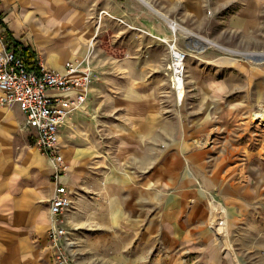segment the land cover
I'll list each match as a JSON object with an SVG mask.
<instances>
[{
    "label": "crops",
    "instance_id": "obj_1",
    "mask_svg": "<svg viewBox=\"0 0 264 264\" xmlns=\"http://www.w3.org/2000/svg\"><path fill=\"white\" fill-rule=\"evenodd\" d=\"M34 5L32 0L0 1L2 41L17 39L28 45L35 62L47 67L64 70L66 61L76 59L89 66L93 81L87 99L92 97L96 101L92 106H98L99 112L103 106L106 113L94 122L92 131H80L75 109L60 131V150L69 165L62 180L73 201L63 223L67 229L76 228L70 233L77 243L79 263L146 264L150 256L162 263L164 256L177 262L186 255L196 259L215 255L220 244L209 221L212 211L235 201L226 212L235 207L237 222L244 226L246 210L264 206L260 199L264 136L247 151L243 139L239 141L248 126L241 117L264 102V67L263 73L251 72L238 62V69L251 80L249 105L240 95L244 82L238 81L236 88L225 85L234 78L232 66L220 77L221 91L234 88L237 93L236 102L223 106L226 121L238 120L240 127L235 150L227 151L226 146V152L204 146L199 139L201 126L182 123L175 102L164 114L159 91L149 87L150 81L135 90L132 72L99 71L90 49L99 30L107 24L111 29L113 23L117 24L113 30L138 35L136 41L125 40L122 45L160 47L159 39L173 38L169 19L189 30L185 34L191 39L199 35L224 47L264 48V0H91L77 8L76 20ZM176 31L178 38L183 30ZM255 52L264 60V52ZM160 56L161 66L169 56ZM143 60L147 61L143 78L151 80L156 73L149 68L150 60ZM126 61L109 57L107 62ZM221 62L234 64L228 57ZM117 78L127 81L119 86ZM190 80L185 81L186 91ZM207 85H214L212 77ZM228 153L241 160L224 163ZM245 158L259 163L247 164ZM51 174L52 164L36 148L25 112L17 104L0 103V264H53L47 237L54 194ZM249 193L257 200L252 204ZM231 197L235 200L229 201ZM253 218L256 240L262 230Z\"/></svg>",
    "mask_w": 264,
    "mask_h": 264
},
{
    "label": "rangeland",
    "instance_id": "obj_2",
    "mask_svg": "<svg viewBox=\"0 0 264 264\" xmlns=\"http://www.w3.org/2000/svg\"><path fill=\"white\" fill-rule=\"evenodd\" d=\"M1 2L3 0H0ZM35 5L39 9H48L49 11H56L58 13H67L71 18L76 20L77 17V8L82 6H87L91 0H32ZM40 9V10H41ZM92 16V14L90 13ZM112 28L117 27V24H110ZM108 28V24L104 29L99 30L97 35L94 37V43L91 46L92 52L94 55L91 57L94 59V65L98 68V70H102L105 72L111 68L117 72H132L133 73V85L136 89L142 88L145 82H149V87L155 88L159 91L158 98L159 103L163 108L164 114H169L171 110V106H173L175 102V106L180 108V115L182 123H189L200 125V130L202 136L199 137L201 143L206 147L215 146L218 149H224L227 146L228 150H235L234 146L237 141V129L239 126L238 120L226 121L228 119L225 115L224 105L236 102L237 93L234 88H236V84L239 82H244L240 86H243L245 89L242 90L240 95L245 96V103L247 104L252 100V90H251V80H248L246 76L242 74L240 68L238 69V62L242 65V68L245 70H261L263 73L264 60L262 59V54H258L255 51L264 52V48H258L255 46H232L225 47L236 52H232L230 50L223 49L215 44L209 45L203 50H200L196 45H194L191 37H188L186 32L180 31L178 32L179 45L184 51H187L186 57V79L187 77L191 82V87L186 91L185 85V96L184 100H177L175 91L172 90L169 82L168 76L165 74L166 64L165 63L160 66L157 63L160 60V55L163 54L169 56V46L168 44L162 40L160 41V47L156 48H147V47H126L121 44L125 40H134L138 38L137 34H133L132 32L124 31V30H113ZM199 33V32H197ZM213 35L216 32H212ZM216 40V39H215ZM217 41V40H216ZM96 50V53H95ZM200 50V51H199ZM238 51V52H237ZM240 51V52H239ZM242 52L250 53L247 55L241 54ZM252 52V53H251ZM257 53L255 55H251ZM167 56V57H168ZM94 57V58H93ZM109 57H114L119 60H127L125 63H111L107 62ZM166 57V56H165ZM228 57L230 58L234 64L228 62H221L222 58ZM144 58H148L151 63L150 70L155 72L156 75L151 80H146L143 78V71L146 67V60ZM261 58V59H260ZM147 66V65H146ZM232 66L233 77H230L229 84L225 85H233L234 88L229 91H221V88L224 87V84H221V75L224 74ZM86 67V65H85ZM163 67V68H162ZM104 68V69H103ZM164 69V70H163ZM99 70V71H100ZM251 72L247 71V74H251ZM229 72H226L225 77L229 76ZM246 74V75H247ZM167 76V79L165 76ZM213 78V86L210 87L207 83L210 84V78ZM239 80H237V78ZM246 77V78H245ZM185 79V81H186ZM243 79V80H242ZM115 82L118 85L122 86L126 83V79H115ZM227 81V80H225ZM250 81V82H249ZM249 82V84H248ZM264 82V81H263ZM250 87L249 91L246 88ZM224 89V88H223ZM174 92V93H173ZM239 93V92H238ZM175 94V95H174ZM96 101H93L92 97H89L86 102L78 109V117L77 119L80 121L78 124L80 125V131H92L93 124H97L96 121L103 116L104 111L103 106H101V112L98 111V106H92ZM183 102V103H182ZM182 103V104H181ZM249 105V104H247ZM251 105V104H250ZM264 107V102L258 105L255 110L245 111L244 116L241 117V122H245L248 126L246 128L245 134L239 140L243 143H246L245 150L253 149L255 145V139L261 142L262 136H264V126L262 124H257L255 120H252L251 113L258 110L259 108ZM192 122V123H191ZM237 125V126H236ZM236 126V128H235ZM191 127V129H193ZM29 131V130H28ZM203 131V132H202ZM30 132V131H29ZM31 135V132H30ZM259 137V139L257 138ZM32 139V135L30 136V140ZM214 144V145H213ZM164 145V144H163ZM36 146V145H35ZM264 146V142L260 145L262 148ZM256 147V146H255ZM37 148V146H36ZM38 149V148H37ZM39 150V149H38ZM40 151V150H39ZM226 151V150H225ZM226 151V152H227ZM41 152V151H40ZM216 152V149L215 151ZM218 152V150H217ZM230 152V151H229ZM238 160L233 156L232 153H228V155H224V163L232 164L237 162ZM226 161V162H225ZM247 164L251 162L259 163V160H253L252 158H245L244 160ZM263 163V162H262ZM250 172L252 170H249ZM261 171V187L260 191L261 197L260 199L264 201V174L263 170ZM246 174L248 171H246ZM231 174V173H230ZM231 181H236V177H231ZM250 196V203H254L257 201L256 199H252V193L248 194ZM235 200V198H229V201ZM248 200V199H247ZM224 207L220 206L215 211H212L210 222L213 227L216 237L215 240L220 244L217 253L214 255H208V258L196 259L195 256H181L176 258L177 262H168L169 257L164 256L162 258V263H155L153 261L156 260L157 256H150L148 260H146V264H264V206L256 208L254 211L250 209V212L246 210L245 212V224L238 223V217L235 213V207L232 213H228L229 207L228 204H235L236 202H224ZM223 207V206H222ZM251 207V206H249ZM225 209V210H224ZM228 211L226 212V210ZM224 210V211H223ZM221 211V212H220ZM223 211V212H222ZM228 213V214H227ZM226 214V216L224 215ZM241 215V214H240ZM256 218L259 228L262 230V237L259 239L254 238V218ZM241 218L239 217V220ZM240 222V221H239ZM69 231H76V228H70ZM213 231V232H214ZM227 232V233H225ZM226 236V237H225ZM257 247L254 249L253 246ZM255 250V251H254ZM219 252V254H218ZM196 259V260H195ZM164 260V263H163ZM161 262V261H159Z\"/></svg>",
    "mask_w": 264,
    "mask_h": 264
},
{
    "label": "built area",
    "instance_id": "obj_3",
    "mask_svg": "<svg viewBox=\"0 0 264 264\" xmlns=\"http://www.w3.org/2000/svg\"><path fill=\"white\" fill-rule=\"evenodd\" d=\"M171 29L173 38H163L169 46L165 74L181 101L188 52L177 45V31ZM92 81L89 66H82L78 59L66 61L64 70L47 67L40 61L28 65L10 42L0 37V103L17 104L25 112L27 126L35 133V145L52 164L54 194L47 237L53 264H80L76 240L63 223V215L72 208L73 201L62 180L69 165L60 150V131L68 114L86 102ZM256 111L264 114V107Z\"/></svg>",
    "mask_w": 264,
    "mask_h": 264
},
{
    "label": "bare ground",
    "instance_id": "obj_4",
    "mask_svg": "<svg viewBox=\"0 0 264 264\" xmlns=\"http://www.w3.org/2000/svg\"><path fill=\"white\" fill-rule=\"evenodd\" d=\"M175 20H172V19H169V24H170V27L172 28H174V29H181V30H183L184 32H190L189 30H187V29H184L181 25H179L176 21L174 22ZM191 34V33H190ZM192 34H194V33H192ZM192 41H193V43H194V45H196L200 50H203L204 48H206L208 45H211V44H215V45H217V46H219V47H221V48H223V49H226V50H230V51H232V52H236L235 50H232V49H229V48H225L224 46H222V45H220V44H218V43H215L214 41H212V40H209V39H206V38H202V37H200L199 35H196V36H194L193 38H192ZM238 52V51H237ZM240 52V51H239ZM252 53V52H251ZM241 54H243V55H247V54H250V53H245V52H242L241 51ZM181 95H183V93H181ZM184 96H185V93H184V95H183V97H182V99L184 98ZM252 115H251V118H252V120H257L258 121V123L257 124H262V125H264V114H259V113H257V111H254V112H252L251 113ZM222 207V206H221ZM223 208V207H222ZM223 212V211H222ZM213 215V214H212ZM211 215V216H212ZM225 215V214H224ZM225 233H227V232H225ZM226 237V236H225Z\"/></svg>",
    "mask_w": 264,
    "mask_h": 264
},
{
    "label": "trees",
    "instance_id": "obj_5",
    "mask_svg": "<svg viewBox=\"0 0 264 264\" xmlns=\"http://www.w3.org/2000/svg\"><path fill=\"white\" fill-rule=\"evenodd\" d=\"M9 38L12 39V36L10 35ZM10 44H11V46L14 47L16 53L18 55H21L25 59V61L28 65H31L34 63L35 53L31 50V48L28 45H24L22 42H20L17 39L11 40Z\"/></svg>",
    "mask_w": 264,
    "mask_h": 264
}]
</instances>
